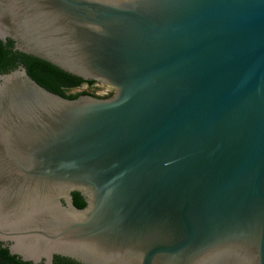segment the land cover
Instances as JSON below:
<instances>
[{
  "label": "water",
  "instance_id": "1",
  "mask_svg": "<svg viewBox=\"0 0 264 264\" xmlns=\"http://www.w3.org/2000/svg\"><path fill=\"white\" fill-rule=\"evenodd\" d=\"M0 40L113 90L0 73L10 254L264 264V0H0Z\"/></svg>",
  "mask_w": 264,
  "mask_h": 264
},
{
  "label": "trees",
  "instance_id": "2",
  "mask_svg": "<svg viewBox=\"0 0 264 264\" xmlns=\"http://www.w3.org/2000/svg\"><path fill=\"white\" fill-rule=\"evenodd\" d=\"M12 42L9 40L4 43L0 40V73L8 72L14 69L20 63L24 64L28 73L42 86L47 89L62 94L68 98H76L82 94H93L91 92L83 91L80 93H68V90L80 86L87 82L90 85L94 81H84L76 76L68 74L50 63L41 59L26 55L24 53L14 51ZM95 95V94H93ZM74 203L78 207H83L85 202L82 196L75 192ZM0 264H33L31 262L23 261L16 255L10 254L7 248L2 247L0 243ZM54 264H74V261L56 256Z\"/></svg>",
  "mask_w": 264,
  "mask_h": 264
},
{
  "label": "rangeland",
  "instance_id": "3",
  "mask_svg": "<svg viewBox=\"0 0 264 264\" xmlns=\"http://www.w3.org/2000/svg\"><path fill=\"white\" fill-rule=\"evenodd\" d=\"M83 91L91 92L95 95L107 96V95H110L113 90L101 84L94 83L90 85L89 83H82L78 87L69 89L68 93H80Z\"/></svg>",
  "mask_w": 264,
  "mask_h": 264
},
{
  "label": "flooded vegetation",
  "instance_id": "4",
  "mask_svg": "<svg viewBox=\"0 0 264 264\" xmlns=\"http://www.w3.org/2000/svg\"><path fill=\"white\" fill-rule=\"evenodd\" d=\"M20 64H22V63H20ZM107 96H109V95H107ZM107 96H99V97H107ZM74 264H79V263L74 262Z\"/></svg>",
  "mask_w": 264,
  "mask_h": 264
}]
</instances>
